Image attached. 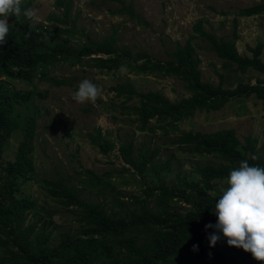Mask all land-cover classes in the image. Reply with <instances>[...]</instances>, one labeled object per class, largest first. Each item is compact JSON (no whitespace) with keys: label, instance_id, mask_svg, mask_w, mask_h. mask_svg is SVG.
Wrapping results in <instances>:
<instances>
[{"label":"trees","instance_id":"obj_1","mask_svg":"<svg viewBox=\"0 0 264 264\" xmlns=\"http://www.w3.org/2000/svg\"><path fill=\"white\" fill-rule=\"evenodd\" d=\"M121 3L119 13L128 15L141 25L148 23L134 11L131 2ZM71 0H56L64 14L70 9ZM23 8L24 5L21 4ZM264 13V0L240 8L236 15L250 16ZM66 18V16H65ZM205 20L193 24V32L183 44L176 43L164 60L145 52L132 53L129 48L118 49L115 35L101 40L88 39L81 44L70 43L73 26H55L52 31L21 16L10 26L6 42L0 45V76L12 80H47L55 86L65 80L54 78L47 70L57 63L73 65L83 58L92 67L104 71L126 68L135 74L161 73L174 76L183 83L188 96L172 101L158 90L137 91L131 82L117 85L115 95L122 98L119 106L129 109L140 131L159 128L164 134L178 130V122L192 116L197 110H218L237 96H255L264 99V78L255 83L239 82L235 87H223L201 79L200 60L195 54L192 38L208 42L209 48L222 59L223 66L245 71L252 68L264 73L260 58L261 46L248 47L251 56L238 52L235 40L236 25L230 37L217 36L203 27ZM55 34L56 36H53ZM63 34V35H62ZM220 76H222L219 73ZM0 79V264H258L249 252L227 245L217 232L218 240L209 245L207 235L213 232L204 225L215 221L213 191L214 182L226 179L228 172L247 160L250 165L264 167V145L248 131L235 128L215 131L185 130L174 140L189 152L217 156L218 165L205 164L195 167L199 180L181 181L179 187L164 184L147 186L136 200L149 201L155 197L160 207L152 209L147 203H139L138 209L128 215H116L106 211L100 203L82 198L74 186L61 179L44 180L42 188L50 197L67 208H74L79 229L57 231L56 236L45 227L46 220L25 224L26 216L36 208V202L28 196H19V182L34 172L32 158L35 116L33 89L18 90ZM41 96L42 93L38 92ZM16 131L21 133L12 160L3 154L9 138ZM264 136V131H263ZM91 144L106 153L114 143L102 133L100 127L89 134ZM119 154L134 173L143 175L146 170L158 174L167 171V162L156 163L157 148L139 149L134 153L131 140L121 142ZM87 179L102 187L105 182L91 170H85ZM183 199L189 206L180 211H169L166 206L174 198ZM57 240L52 244L53 240ZM197 247L192 249V245Z\"/></svg>","mask_w":264,"mask_h":264},{"label":"rangeland","instance_id":"obj_2","mask_svg":"<svg viewBox=\"0 0 264 264\" xmlns=\"http://www.w3.org/2000/svg\"><path fill=\"white\" fill-rule=\"evenodd\" d=\"M71 1L66 14L63 7L56 5V0H21V4L23 8L34 10L38 19L31 20L49 31L55 26H73L70 33V43L73 45L90 38L101 40L113 34L118 49L127 47L132 53L145 52L161 60L168 57L167 52L177 42L183 44L194 34L193 24L199 19L205 20L203 27L207 31L224 37L231 36L235 24L238 52L251 56L248 47L260 44V58L264 62V13L236 15L240 8L261 0H123L126 4L132 3L134 11L148 23L146 26L129 19L127 14L119 13L122 5L116 0ZM16 19L11 15L8 17L12 24ZM191 42L200 60L203 81L217 84L221 79L223 87L232 88L239 82L255 83L264 78V73L252 68L240 71L234 68L233 63L223 66V60L209 48L207 41L199 37L192 38ZM47 74L65 80V83L55 86L38 78L30 82L10 81L3 76L0 79L4 78L15 89L35 91L33 102L38 112L31 154L34 172L20 180L19 196H28L36 202V208L27 214L24 223L36 222L41 217L46 220L45 227L54 237L57 231L76 232L79 222L74 208L64 207L47 195L42 188L44 180L59 178L74 186L82 198L100 203L106 211L124 216L132 209L137 210L139 203H147L152 209L160 207L155 197L147 202L135 199L138 195L142 196L145 187L164 184L177 188L181 181L199 180L195 167L219 164L217 156L194 154L185 146L175 143L180 132L235 128L241 132L248 131L257 139L258 145H264V99L254 94L234 97L218 110H197L192 116L178 122V130L164 134L159 128L154 131L138 130L137 122L132 121L134 115L129 114V109L119 106L122 98L115 95L114 88L129 81L137 91L158 90L168 99L176 101L188 96L177 77L163 76L161 73L135 74L126 68L119 71L99 70L85 58L73 65L57 63L47 70ZM84 78L99 88L100 94L95 103H77L73 99L74 90ZM97 127L114 143L106 153L94 147L88 138ZM20 139L19 131L11 135L3 154L5 159H13ZM127 140L132 141L134 153L139 149L150 151L157 148L154 161L167 162L169 169L161 170L158 174L150 170L143 175L134 173L123 162L118 150L121 142ZM85 170L99 175L106 184L97 187L87 179ZM225 187V180L215 181L213 191L220 194ZM162 206L169 211L183 212L189 204L175 197ZM56 242L54 239L52 244ZM257 263L264 264V260Z\"/></svg>","mask_w":264,"mask_h":264},{"label":"clouds","instance_id":"obj_3","mask_svg":"<svg viewBox=\"0 0 264 264\" xmlns=\"http://www.w3.org/2000/svg\"><path fill=\"white\" fill-rule=\"evenodd\" d=\"M24 16L38 19L35 11L22 8L21 0H0V45L7 40L11 22L9 16ZM99 88L87 78L82 79L73 92L77 103H95ZM226 187L214 200L215 221L206 223L204 228L213 232L207 235L208 244L213 245L219 238H225L227 245L249 252L256 260H264V167L241 160L232 168L225 179ZM192 249H196L193 244Z\"/></svg>","mask_w":264,"mask_h":264}]
</instances>
